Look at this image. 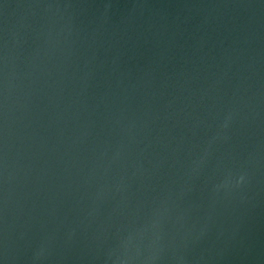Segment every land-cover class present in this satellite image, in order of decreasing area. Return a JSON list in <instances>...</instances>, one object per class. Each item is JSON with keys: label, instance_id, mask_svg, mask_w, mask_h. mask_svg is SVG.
Returning <instances> with one entry per match:
<instances>
[{"label": "water", "instance_id": "95a60500", "mask_svg": "<svg viewBox=\"0 0 264 264\" xmlns=\"http://www.w3.org/2000/svg\"><path fill=\"white\" fill-rule=\"evenodd\" d=\"M0 264H264V0H0Z\"/></svg>", "mask_w": 264, "mask_h": 264}]
</instances>
